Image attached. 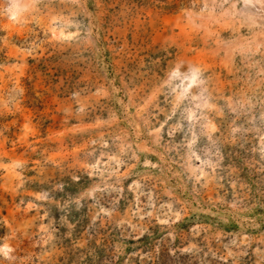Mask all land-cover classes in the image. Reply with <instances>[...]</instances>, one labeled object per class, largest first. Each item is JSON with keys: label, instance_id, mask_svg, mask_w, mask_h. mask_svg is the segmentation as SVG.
Masks as SVG:
<instances>
[{"label": "rangeland", "instance_id": "rangeland-1", "mask_svg": "<svg viewBox=\"0 0 264 264\" xmlns=\"http://www.w3.org/2000/svg\"><path fill=\"white\" fill-rule=\"evenodd\" d=\"M0 264H264V0H0Z\"/></svg>", "mask_w": 264, "mask_h": 264}]
</instances>
